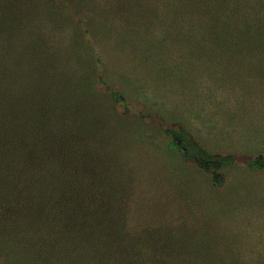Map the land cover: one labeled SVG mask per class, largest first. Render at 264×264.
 I'll list each match as a JSON object with an SVG mask.
<instances>
[{
    "label": "trees",
    "instance_id": "obj_1",
    "mask_svg": "<svg viewBox=\"0 0 264 264\" xmlns=\"http://www.w3.org/2000/svg\"><path fill=\"white\" fill-rule=\"evenodd\" d=\"M156 4H163L161 16L176 19L167 23L173 30L192 18L188 25L200 41L191 45L199 53L207 44L230 59L264 60V0H0V264H75L78 255V264H146L149 244L168 247L161 226H128V196L110 193V181L100 190L109 206L88 205L100 200L98 181L82 177L84 167L96 166L91 158L82 160V131L90 129L88 119L82 126V108L103 95L116 106L126 103L105 78L98 46L114 33L106 25L101 35L96 15L112 20L120 5L122 11L132 7L131 24L146 28L141 22ZM136 117L143 123L151 118ZM163 132L181 164L224 186L223 171L235 165L232 155L211 154L184 129ZM68 152L74 158H66ZM247 168L264 170V156ZM112 200L118 208L110 209ZM203 260L190 256L185 264ZM153 264L174 261L159 254Z\"/></svg>",
    "mask_w": 264,
    "mask_h": 264
},
{
    "label": "rangeland",
    "instance_id": "obj_2",
    "mask_svg": "<svg viewBox=\"0 0 264 264\" xmlns=\"http://www.w3.org/2000/svg\"><path fill=\"white\" fill-rule=\"evenodd\" d=\"M162 7L149 6L141 22L149 24L146 28L131 24L132 7L122 11L120 5L111 12L112 20L105 13L96 15L101 35L106 25L114 33L98 46L105 78L126 103L116 106L103 95L82 108V126L86 119L90 123L81 135L82 160L96 164L84 167L82 177L99 182L94 186L100 196L87 203L109 206L110 199L102 200L100 193L108 180L110 193L128 196V226H161L151 233L169 236L168 247L149 244L146 264L159 254L174 264L196 255L204 258L196 264H264V170L247 168L250 160L264 156V60L230 59L207 44L199 53L191 45L200 41L188 25L192 18L180 20L173 30L167 23L176 19L161 16ZM140 113L151 118L143 123L136 117ZM166 127L184 129L211 154L235 158V165L223 171V187L178 161ZM72 261L82 262L79 255Z\"/></svg>",
    "mask_w": 264,
    "mask_h": 264
}]
</instances>
